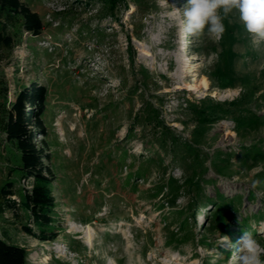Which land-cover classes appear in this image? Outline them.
I'll return each instance as SVG.
<instances>
[{
    "label": "rangeland",
    "instance_id": "rangeland-1",
    "mask_svg": "<svg viewBox=\"0 0 264 264\" xmlns=\"http://www.w3.org/2000/svg\"><path fill=\"white\" fill-rule=\"evenodd\" d=\"M21 1L44 28L17 23L0 48V103L46 87L36 142L55 198L35 225L0 124V189L16 207L0 210V237L26 264H238L223 236L244 231L264 247V44L237 14L222 37H193L187 0Z\"/></svg>",
    "mask_w": 264,
    "mask_h": 264
},
{
    "label": "trees",
    "instance_id": "trees-1",
    "mask_svg": "<svg viewBox=\"0 0 264 264\" xmlns=\"http://www.w3.org/2000/svg\"><path fill=\"white\" fill-rule=\"evenodd\" d=\"M38 36L44 25L36 11L21 0H0V48L11 49L15 43V26ZM47 89L36 82L22 88L8 104L0 103V124L6 139L20 154L23 176L31 186L25 187L22 204L33 218V223L45 226L52 222L51 211L55 198L50 190L53 171L45 163L49 154L36 142L37 132H43L42 113L45 109ZM14 193L11 183L0 189V210H16L15 202L6 199ZM27 233H32L24 226ZM54 236V235H52ZM0 264H26L25 247L0 237Z\"/></svg>",
    "mask_w": 264,
    "mask_h": 264
},
{
    "label": "clouds",
    "instance_id": "clouds-1",
    "mask_svg": "<svg viewBox=\"0 0 264 264\" xmlns=\"http://www.w3.org/2000/svg\"><path fill=\"white\" fill-rule=\"evenodd\" d=\"M236 13L249 34L254 47L264 44V0H187L182 10L186 34L199 37L205 30L212 37H222L226 31L224 20ZM231 22V21H229ZM260 181L253 180L255 189ZM223 242L237 254L238 264H264V247L250 231H244L235 244L227 236Z\"/></svg>",
    "mask_w": 264,
    "mask_h": 264
},
{
    "label": "bare ground",
    "instance_id": "bare-ground-1",
    "mask_svg": "<svg viewBox=\"0 0 264 264\" xmlns=\"http://www.w3.org/2000/svg\"><path fill=\"white\" fill-rule=\"evenodd\" d=\"M203 82H204V84H206V80H205V79H203ZM203 217H204V216H202L201 219H202Z\"/></svg>",
    "mask_w": 264,
    "mask_h": 264
}]
</instances>
